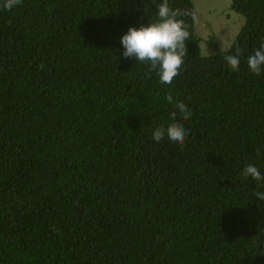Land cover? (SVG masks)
I'll return each mask as SVG.
<instances>
[{
  "label": "trees",
  "instance_id": "16d2710c",
  "mask_svg": "<svg viewBox=\"0 0 264 264\" xmlns=\"http://www.w3.org/2000/svg\"><path fill=\"white\" fill-rule=\"evenodd\" d=\"M231 1L245 19L222 49L196 31L193 0H168L191 13L171 85L121 44L163 0L0 8V264H264V181L241 176L248 164L264 175V72L247 64L264 0ZM172 123L183 146L152 138Z\"/></svg>",
  "mask_w": 264,
  "mask_h": 264
},
{
  "label": "clouds",
  "instance_id": "9594fccd",
  "mask_svg": "<svg viewBox=\"0 0 264 264\" xmlns=\"http://www.w3.org/2000/svg\"><path fill=\"white\" fill-rule=\"evenodd\" d=\"M20 3L21 0H2L0 8L10 11ZM157 8L158 20L142 24L139 27L131 26L121 37V44L124 47L123 56L125 58L135 57L138 62L148 63L150 69L158 70L161 84L171 85L179 75L184 64V57L188 54L186 41L190 39V33L182 17L191 13L188 10L171 8L168 0L158 3ZM241 55L242 50L237 48L235 54L225 56V60L233 72L239 71ZM247 64L251 72L258 76L264 72V45L255 50L254 54L248 56ZM165 99L168 103L174 104L183 120L191 118L192 112L187 105L182 101H174L171 92L166 95ZM170 118L175 121L177 111L171 112ZM165 134L170 141L183 146L188 136V130L180 123H172L166 130L163 127H157L152 138L159 142ZM241 176L264 181V175L253 164H248L242 170ZM260 186L257 185L258 188ZM255 196L264 200V191H257Z\"/></svg>",
  "mask_w": 264,
  "mask_h": 264
},
{
  "label": "rangeland",
  "instance_id": "374dc122",
  "mask_svg": "<svg viewBox=\"0 0 264 264\" xmlns=\"http://www.w3.org/2000/svg\"><path fill=\"white\" fill-rule=\"evenodd\" d=\"M197 7L195 29L202 41L210 31L222 49H229L244 23V17L231 7V0H193ZM209 20V21H208ZM203 53L210 55L208 45L202 43ZM210 50V51H209Z\"/></svg>",
  "mask_w": 264,
  "mask_h": 264
}]
</instances>
